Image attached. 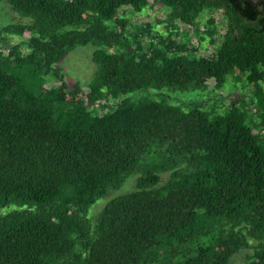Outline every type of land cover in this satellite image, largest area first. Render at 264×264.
Returning a JSON list of instances; mask_svg holds the SVG:
<instances>
[{"label": "trees", "instance_id": "obj_1", "mask_svg": "<svg viewBox=\"0 0 264 264\" xmlns=\"http://www.w3.org/2000/svg\"><path fill=\"white\" fill-rule=\"evenodd\" d=\"M6 2L31 22L0 27V264H264V0ZM158 5L164 32L129 30ZM88 43L69 85L53 65ZM228 77L222 112L166 93Z\"/></svg>", "mask_w": 264, "mask_h": 264}, {"label": "rangeland", "instance_id": "obj_2", "mask_svg": "<svg viewBox=\"0 0 264 264\" xmlns=\"http://www.w3.org/2000/svg\"><path fill=\"white\" fill-rule=\"evenodd\" d=\"M167 10L161 6H155L153 8L146 7L140 13L133 12L129 8L125 10V18L129 21V30L134 33L137 26L151 24L152 28L164 32V24H157L158 20H162L166 16ZM208 16V12L204 13L201 21L203 22L205 17ZM218 16V15H217ZM220 20V17H219ZM31 20L27 17H22L18 13L14 12L10 6L7 4L6 0H0V27L7 24H16V23H30ZM108 23H112L111 21ZM202 28V27H201ZM223 30V29H222ZM180 31L187 35L190 34L191 30L187 27H181ZM15 39L16 37H12ZM191 41L193 39L191 37ZM206 46V42L202 44V47ZM97 46L93 43H88L86 45L76 46L68 50L61 60L58 63L53 65V68L61 70L65 76V80L69 85L74 83H79L81 85H87L93 79L95 72L98 69V65L92 61V55L96 50ZM228 82L224 85L221 91H216L214 93L204 92V91H184L181 92L177 89H169L166 93L173 99H176L178 102H187V101H204L202 110H210L212 107H217V112H222V108L219 104L228 103L232 98L231 96L226 98V95L229 92L234 94L246 93L243 89L242 82L237 81L235 78L228 77ZM168 174L161 175V181L164 182ZM136 175H131L124 185L119 189L110 191L105 197L96 201L89 210L88 216L91 217L102 210L104 205L111 199L116 196L123 195L134 188ZM12 209V208H10ZM8 210H5V212ZM251 244H254L251 241ZM252 253V249H242L237 254H235L232 259V264H243L246 260V257Z\"/></svg>", "mask_w": 264, "mask_h": 264}]
</instances>
